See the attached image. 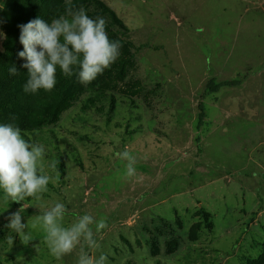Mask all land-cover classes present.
<instances>
[{"label": "rangeland", "instance_id": "1", "mask_svg": "<svg viewBox=\"0 0 264 264\" xmlns=\"http://www.w3.org/2000/svg\"><path fill=\"white\" fill-rule=\"evenodd\" d=\"M99 1L127 30H107L118 59L79 88L75 68H57L55 87L33 94L18 25L39 18V0H0V123L45 146L43 174L56 181L40 201L0 190V264H76L79 248L57 259L36 219L56 202L65 226L107 218L100 247L85 248L106 264H264V0ZM124 150L135 177L116 156ZM23 205L27 245L5 227Z\"/></svg>", "mask_w": 264, "mask_h": 264}, {"label": "clouds", "instance_id": "2", "mask_svg": "<svg viewBox=\"0 0 264 264\" xmlns=\"http://www.w3.org/2000/svg\"><path fill=\"white\" fill-rule=\"evenodd\" d=\"M106 24L103 17L90 18L82 6L74 10L69 0L65 15L52 19L50 23L36 18L18 25L19 42L23 45L18 56L26 61L22 67L27 70L28 76L24 92L35 94L41 89L51 91L57 83V68L64 76L73 75L74 67L78 68L76 74L83 84H89L102 75L118 59L122 47L119 40L109 38ZM8 72L16 75L17 69L12 66ZM44 156L43 144L30 143L14 123H0V190L6 201L10 199L19 203L26 197L41 200L42 194L48 191L47 185L56 182L51 176L43 174ZM116 156L127 162L125 177H135L136 157L128 150L118 152ZM56 163L53 161L51 167L55 168ZM24 210L23 205L11 213L5 227L15 232L27 245L33 238L30 232H25L29 225L22 222L21 213ZM66 212L65 204L56 202L36 218L45 232L50 253L59 259L73 253L78 247L76 264H106L107 255L101 254L95 258L85 248L100 247L95 237L108 227L107 218L97 220L91 214H84L65 226L63 220ZM31 227L35 228L36 225L32 224ZM13 240L11 236L8 237L10 245ZM34 247L37 249V245Z\"/></svg>", "mask_w": 264, "mask_h": 264}, {"label": "trees", "instance_id": "3", "mask_svg": "<svg viewBox=\"0 0 264 264\" xmlns=\"http://www.w3.org/2000/svg\"><path fill=\"white\" fill-rule=\"evenodd\" d=\"M26 1L28 3H31V0H26ZM17 3H19V2H17ZM70 3H71V6L73 7L74 10L79 9L82 6L86 10V14L90 18H96L98 16L103 17L107 21L106 30H108V28H110V27H118L120 30L124 29L125 31H127L124 24H122V22L118 19L116 14L107 5H105L103 2H101L99 0H73ZM63 6H64V8H63ZM67 6H68V4L64 5L62 0H39V4L36 5L34 7V9L38 13L39 18L45 20V18L48 15V11H50V12L55 11V13L60 14V13L65 12V9ZM43 9H45V10H43ZM124 57L121 58L120 60H118V62L115 64L116 68H118V70L116 72L117 76L120 78H123L122 72L120 70H122V71L126 70V68L129 65L133 64V59H134V57L132 55H129L126 58H124ZM74 68H75L74 71L76 74L78 72V68H76V67H74ZM57 70H59V69H57ZM72 82H74V85L77 88L80 87L78 75H75ZM232 85H235V84L226 83V84H220L218 86H214L213 84H211L210 87L213 90H219L220 88H222L224 86H232ZM94 101L97 102L98 99H95ZM40 104L43 106L42 102Z\"/></svg>", "mask_w": 264, "mask_h": 264}]
</instances>
